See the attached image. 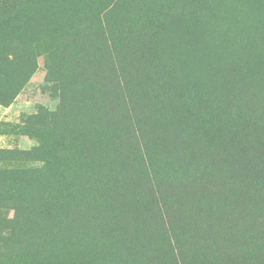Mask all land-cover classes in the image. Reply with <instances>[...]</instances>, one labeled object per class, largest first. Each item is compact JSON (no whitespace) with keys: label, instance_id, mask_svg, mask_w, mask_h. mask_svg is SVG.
Returning <instances> with one entry per match:
<instances>
[{"label":"rangeland","instance_id":"1","mask_svg":"<svg viewBox=\"0 0 264 264\" xmlns=\"http://www.w3.org/2000/svg\"><path fill=\"white\" fill-rule=\"evenodd\" d=\"M187 1L11 0L8 10L13 18L0 7V264H45L43 255L31 250L30 240L41 220L52 216L77 235L73 248H80L70 250L71 264H141L137 258L142 255L140 248L150 250L153 264H183L176 247L171 251L165 234L166 216L183 219L187 206L217 202L218 197L231 192L233 159L223 155L221 135L235 131L231 151L235 153L247 139L264 142V132L256 134L247 112L236 122L231 116L221 117L216 128H211L214 142L209 145H201L192 128L178 129L176 135L164 130L172 115L184 116L175 101L157 100L151 93L157 81L180 83L153 74L157 55L175 54L176 72L186 80L191 72L201 73L197 69L201 62L180 60V53L187 50L179 44L182 37L195 53L201 43L205 48L204 40L198 33L192 34L175 12ZM203 1L207 5V0ZM208 2L217 17L225 10L247 8L248 17L232 12L233 18L225 22L238 47L244 38L254 40L263 31L257 23L264 25L245 2ZM9 25L15 26L14 32L6 36ZM147 28L155 41L148 50ZM138 40L145 42L144 47H136ZM238 55L235 65L241 70L246 67L241 60L246 53ZM103 84L116 93L115 98L111 96L115 102L113 121L107 125L104 98L99 96ZM223 95L236 98L232 90ZM98 108L101 113L96 118ZM203 113L197 106L185 118L200 119ZM241 134L251 136L239 141ZM140 138L147 139V149ZM159 146H163V156L158 154ZM148 154L157 159L158 171L161 169L159 189L167 207L158 202L156 189L151 187L155 179ZM201 169L204 178L196 174ZM204 180L210 185L204 186ZM63 182L73 187L66 188ZM103 183L111 185L106 189ZM76 185L80 200L76 195L75 200L58 198L63 194L61 187L64 194L72 195ZM229 202L238 216H245V202L248 213L259 205L257 200L239 201L231 196ZM206 213L199 211L191 224L183 219V260L186 264H228L229 255H207L187 241L184 231L189 226L188 233L194 230L197 240L207 228L218 238L233 225V218L224 210ZM80 214L86 216L84 226L78 224ZM47 246L48 241H43L42 254ZM234 263L247 264L243 259Z\"/></svg>","mask_w":264,"mask_h":264},{"label":"trees","instance_id":"2","mask_svg":"<svg viewBox=\"0 0 264 264\" xmlns=\"http://www.w3.org/2000/svg\"><path fill=\"white\" fill-rule=\"evenodd\" d=\"M21 1L23 2L24 0ZM189 1L182 6L176 7L177 11L175 12L178 13L181 23L188 29H191L192 34L198 33L197 37L204 40L206 50L201 43L198 49L199 53H195L191 50L189 41H185V37L180 38L179 44L187 48L185 52L180 53V60L185 63L189 61L201 62V65L197 68L201 73L194 74L191 72L187 80L184 75L176 72V63L173 62L175 61V54L172 56L171 52L168 54V58L164 54L157 55L155 59L157 70L153 72V74L159 75L161 79L170 77L174 81H180V83L168 84L165 82L158 83L157 81V83H154L151 87V93L155 94L157 100H160L159 98L161 97H165L170 98L171 101H175V104H177L179 110H182L184 116L183 119L176 115H172L171 123L165 124L163 126L164 130L169 129L173 132V135H176L178 129L184 128L186 130L192 128L196 131L195 133H198L202 141L201 145H209L214 142L211 128H216L221 117L231 116L236 122L244 112H247L249 119H251L252 123L255 125L256 134H262L264 132V27L257 23L258 27L263 31L259 32V35H255L257 38L254 37V40H246L244 38L238 47L236 37L232 36L231 31L228 32L225 22L226 20L230 22L233 18L232 12L239 13V16L243 18L248 17L247 8L240 6V8L235 11L225 10L222 12L221 16L217 17L215 15L216 13L208 6V0L207 5L203 0H193L191 3H189ZM238 1L245 2L247 7L257 15V20L261 21L264 25V0ZM10 2L11 0H0V7L6 8L8 17L13 18L14 14L12 10H8L10 8ZM14 28V25L5 27L7 30L5 35L10 36L11 34H8V32H14ZM145 30L147 31L148 28ZM200 30L204 31L205 35H203ZM145 38V41L148 42V48L146 49L148 50L149 44L155 41L154 38L151 37L150 31L145 33ZM142 40L144 39L142 38ZM135 45L138 48H142L145 42L138 40L135 42ZM212 47L214 48L213 51L211 50ZM242 48H245V50ZM200 51H204L202 52L204 53L203 57ZM241 51L246 53L245 58L243 57L241 59L243 63L246 64V67L238 70L237 68H241V66L238 67L235 65V61H238L240 58L238 53ZM144 57L146 62H148L149 53H146ZM202 66H204L205 69H203ZM118 71L120 72V69ZM122 71L124 72L123 69ZM153 74L150 71L151 77ZM247 76L250 80L247 79ZM207 84L212 85V87H208ZM228 90H232L236 98L226 99V96L223 97V94ZM115 94L116 93L111 91L107 85L103 84L102 92L99 93V96L103 95V110L108 116L105 125L113 121V115H111V113L115 108L113 105L115 103L113 100ZM222 98L223 100H220ZM197 106L203 108V116L200 119L185 118L192 111V108H196ZM233 112H235L236 115ZM100 113V108L97 110L95 109L94 115L96 118L97 116L99 117ZM202 123H204V128L200 129ZM160 125L161 122L158 121L156 124L157 129ZM235 136V131H233V135L230 133L228 136L221 135L220 137V147L224 153L223 155L230 156L233 159L230 164L231 174L234 177V185L232 186L231 192L225 193L224 197H218L217 202L206 203L203 206H187L182 216L184 220H188L191 224L192 219L198 217L196 214L199 211H206V216H209L216 211L224 210L228 216L233 218V225L225 229L224 233L219 235L218 238L215 237L209 228L204 230L201 235L199 233L197 240L194 236V230L192 233H188L190 226L184 231V234L185 236L188 235L187 241L190 242L194 248H200L207 255L214 254L218 258L220 252L229 255L230 260H228V264H235L234 262L236 259H243L247 264H264V186H260L264 180V142H258L254 137L247 139L248 143L235 153L231 152L234 147ZM246 137L241 134L237 136V140L242 141ZM106 139L105 137V140ZM139 140L146 145L147 149V139L146 141L141 138ZM149 146L151 147L152 145L150 144ZM162 148L163 146H159L157 151L159 155L163 156ZM155 160L157 161L154 156L148 154L151 174L155 179L153 180L154 185H151V187H155L156 189L158 202H160L161 205L163 204V207H167L164 194L159 189V180H162L160 177L161 169L159 168L158 171V166L154 162ZM203 172L204 169H201L198 170L196 174L198 177L204 178ZM202 183L204 186H206V184L210 185V181L206 183L204 180ZM67 184L69 186H65L66 182H63L66 188L73 187L70 182ZM108 185L111 184L103 183L102 187L107 189ZM76 187L77 188H72L75 193L72 194L74 197L70 194H64L65 188L61 187L63 188V194H61L63 198H58L62 201L66 200V197L73 200L77 199L76 196L79 198L81 191L78 189L79 185H76ZM83 190L87 191V187ZM229 196L239 201L257 200L259 201V205L255 210H250L248 213L246 210L248 203L245 202V209H242V214L245 216H238L234 214L230 208ZM78 200H80V198ZM158 202L156 197L155 203L157 204ZM183 219H175L166 216L164 226L165 234L169 237L168 240L171 251L176 247L183 264H186L183 260L184 247L180 240L183 235L181 231L186 227V223ZM79 220L80 222L78 224L81 226L82 224L83 226L86 224V216L83 217V215L80 214ZM68 230H70V227L66 226L59 217L52 216L48 221L45 217L43 221L41 220V224L37 225L36 230H33L30 240L31 250L41 256L43 255L45 264H71L73 258L70 256V250L74 249L77 252L80 245L73 248V242L77 235L75 231L73 233V231L69 232ZM129 238L132 242V237L129 236ZM79 239L82 240L81 238ZM45 240L48 241V246L42 254V243ZM124 247H128V245H124ZM140 250L142 251V255L137 257L140 259L139 262L141 264H153V262H151L152 255H150V250L147 248H140ZM80 261H82V258H80Z\"/></svg>","mask_w":264,"mask_h":264}]
</instances>
